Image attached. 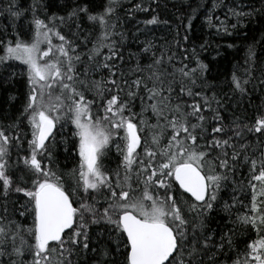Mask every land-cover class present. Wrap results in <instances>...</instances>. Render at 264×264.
Listing matches in <instances>:
<instances>
[{
	"label": "snow or ice",
	"instance_id": "1",
	"mask_svg": "<svg viewBox=\"0 0 264 264\" xmlns=\"http://www.w3.org/2000/svg\"><path fill=\"white\" fill-rule=\"evenodd\" d=\"M41 7L39 0H33L30 9L20 10L10 0L6 10L12 17H19L25 11L33 13V36L30 42L22 40L19 34L14 39H0L4 53L0 65L14 60L26 66L28 92L22 116L26 117L31 132L27 154L17 161L22 175L14 180L9 174V150L13 142L21 146V136L0 127V201H3L0 264H26V257H31L27 264H74L73 255L88 252L94 254V264H216L215 255L210 253L224 254L226 244L231 248V239L225 234L217 242L211 233L205 235L207 229L199 218L213 209L222 186L234 177L241 164L250 173L252 215L242 216L240 220L257 233L264 230V150L256 157L255 153H249L250 145L245 141L246 133L264 137V116L252 125L237 118L231 126H226L220 114L223 101L215 93L208 96L203 92V88L211 89L215 85H199L202 90L194 91L197 79H202L208 66L198 61L193 69L187 65L176 68L171 63L173 56H166L163 51L160 56L153 53L152 63L146 69L137 65L134 71L146 70L147 76L126 79L120 67L124 56L111 39L116 24L109 21L115 14L116 0H109L98 13H93L89 2L77 3L66 17L53 15L48 18L49 23L36 17ZM134 10L149 9L137 3L129 14ZM230 12L239 20L257 10L230 9ZM81 17L99 25L100 33L95 40L90 41L85 35L77 44L61 34L54 23L64 25ZM159 23L156 15L144 21L145 25ZM232 27L235 29L237 25ZM76 28L79 30L80 25L76 24ZM53 36L59 39V44L53 45ZM89 42L90 49L77 51ZM42 44L47 47L42 49ZM152 47L150 41L146 42L143 51L148 52ZM105 48L107 53L103 51ZM257 60L255 46L249 45L245 78L232 74L234 92L246 93ZM166 63L172 66L171 72ZM96 74L101 75L99 80L93 78ZM177 83L180 94L191 98L190 104L173 103ZM260 83L264 84V80ZM141 91L146 94L147 102ZM138 98L141 111L134 112L133 104ZM180 98L178 94L176 99ZM94 107L98 109L95 114ZM149 109L156 117L154 125L144 118ZM205 109L211 113L210 117L205 115ZM63 118L75 126L73 136L78 139L79 165L70 173L76 181L71 190L56 172L42 163L45 156L49 161L52 159L53 130ZM145 129L148 136L142 138ZM114 137L120 140L115 146L122 159L117 170L109 173L103 161L109 146L115 143ZM174 187L190 194L197 203L181 201L173 195ZM79 189L86 195L77 196ZM102 189L108 193L107 207L100 211L89 190L101 194ZM137 191L140 194L134 195ZM14 194H22L24 202L19 203L20 198L12 202L13 210L20 216L30 215V227L9 219L8 205ZM181 203L187 204L188 212L196 213L195 222L187 219ZM93 225H99L106 235L95 247L90 231ZM96 240L100 242L99 235ZM247 249L243 261L238 258L233 264H264V235L248 244Z\"/></svg>",
	"mask_w": 264,
	"mask_h": 264
},
{
	"label": "trees",
	"instance_id": "2",
	"mask_svg": "<svg viewBox=\"0 0 264 264\" xmlns=\"http://www.w3.org/2000/svg\"><path fill=\"white\" fill-rule=\"evenodd\" d=\"M9 2L10 0H0V39H14L19 34L22 40L30 42L34 30L33 13L25 11L19 17H12L6 10ZM14 2L20 10L30 9L33 4V0H14ZM86 2L91 3L93 13H98L103 11L109 0H39L43 7L38 8L35 15L49 23L48 18L53 15L66 17L77 3ZM137 3L149 10L146 12L134 10L129 14L133 4ZM230 9L244 12L256 9L257 13L238 20L231 14ZM153 15L158 16L161 23L145 25L144 21ZM209 18H211V23H209ZM165 21L167 23H163ZM113 22L116 27L111 39L116 42L124 56L120 67L125 78L129 81L135 79L137 75L147 76L149 73L146 70L143 73L134 71L137 65L146 69L152 63L153 53L160 56L163 51L166 56H173L171 63L176 68L187 65L188 69H193L197 67L198 61L208 66L202 79H197L198 86L194 87V91L202 90L199 85H215L211 89L203 88V92L208 96L215 93L216 98L223 101L220 114L226 126H231L237 118L243 124L252 125L258 117L264 116V84L260 83L261 80H264V0H116V11L109 23ZM54 23L58 26L61 34L75 40L77 44H80L85 35L91 41L95 40L100 33L99 25L88 21L86 17L66 22L64 25H60L58 21ZM76 24L80 25L79 30L76 28ZM233 24L237 25L235 29L232 27ZM49 26L52 24L50 23ZM225 28L227 32L224 31ZM74 33L76 35H73ZM121 33L122 35H120ZM185 36L187 39H184ZM149 41L153 47L150 51L144 52L145 44ZM59 43L57 38L56 45ZM249 45L255 46L258 60L253 66L254 71L250 83L246 85V93L240 94L233 91L231 78L234 72L241 78H245V55ZM91 47L92 43L89 42L86 46L81 45L77 51L86 52ZM103 51L107 53L108 49L105 48ZM2 55L4 53L0 49V56ZM165 66L169 72L173 70L170 64L166 63ZM130 70L133 71L130 72ZM13 72L16 73L15 76H11ZM199 75L200 73L197 72V76ZM93 78L99 80L101 75L96 74ZM187 83L188 81L185 80L184 84L187 85ZM27 92L26 66L20 61L14 60L8 61L6 65H0V127H4L8 133L13 135L19 133L21 136V146L18 147L13 142L9 150L8 159L11 166L9 174L14 180L22 175L21 171L17 169V161L27 154V141L31 139L27 119L22 116ZM178 94L181 97L179 101L176 99ZM140 95L145 96L147 102L146 94L143 91L140 92ZM88 98L91 99V94L88 95ZM177 102L188 104L192 102L191 98L180 94L179 83L175 85L173 93V103ZM213 107H216L215 103ZM133 111H141L139 98L134 101ZM97 112L98 109L94 107L93 113ZM99 114L102 115V111ZM125 114L127 115V113ZM205 115L210 117L211 113L205 109ZM144 118L149 125H154L157 122L150 109L144 113ZM193 122L195 121L193 120ZM10 125H18V127H9ZM212 126H215L214 122H212ZM74 131L75 126L71 121L63 118L56 125L54 144H50L52 159L49 161L45 156L42 161L44 166L50 167L62 178L68 190L76 186V181L70 173L79 165L76 149L78 139L73 136ZM228 135H231V132ZM120 136H123V132L120 133ZM144 136H148L147 129L142 133V138ZM113 139L115 143L109 146V151L103 161L104 168L109 173H114L117 170L122 159L115 146L116 143H120V140L118 137ZM245 141L250 145L249 153H255V156L259 157L260 151L264 150V137H261L259 133H246ZM164 142L166 143V140ZM201 143L203 142L201 141ZM140 151L141 149H138V152ZM20 167L23 166L20 165ZM120 171L122 172L123 169L121 168ZM249 178L248 167L243 164L239 165L234 177H230L222 186L213 209L199 218L203 221L204 228L207 229L205 235L211 233L217 242L225 234H228L231 239V248L226 244L224 254L210 253V255H215L216 264H233L238 258L243 261L248 250L247 245L264 235V230L257 233L256 229L243 224L240 220V217L249 211L247 204L250 203L252 194L248 184ZM233 180L236 182L233 183ZM89 191L91 196L95 197V206L98 210L102 211L104 207H107L105 196L108 193L106 189H102L101 194H97L93 190ZM139 194V191L134 193V195ZM163 194V190H160L159 195ZM85 195L82 189L77 191V196ZM173 195L178 196L181 201H187V204L197 203L183 190L176 191L175 187ZM21 197L22 194H14L9 201V219L26 228L31 226L32 217L27 214L20 216L12 207V202L18 198H20L19 203L24 202ZM89 202H92L91 198H89ZM19 203L16 204L17 209ZM2 204L3 201H0V205ZM187 204L181 203V207L187 213V219L195 222L197 220L196 213L188 212ZM0 213H2V207H0ZM90 231L93 233V247L106 239V235L102 234L103 230L99 225L91 226ZM97 235L100 236V242L96 240ZM30 259L31 257H26V264ZM71 259L74 264H94V254L91 252L73 255Z\"/></svg>",
	"mask_w": 264,
	"mask_h": 264
},
{
	"label": "rangeland",
	"instance_id": "3",
	"mask_svg": "<svg viewBox=\"0 0 264 264\" xmlns=\"http://www.w3.org/2000/svg\"><path fill=\"white\" fill-rule=\"evenodd\" d=\"M56 40H57V37L53 36V37H52V43H53V45H56ZM46 47H47L46 44H42V45H41V48H42V49H44V48H46ZM247 207L249 208V211H248V213H245L243 216H245V215H252V212H251V201H250L249 204H247Z\"/></svg>",
	"mask_w": 264,
	"mask_h": 264
},
{
	"label": "water",
	"instance_id": "4",
	"mask_svg": "<svg viewBox=\"0 0 264 264\" xmlns=\"http://www.w3.org/2000/svg\"><path fill=\"white\" fill-rule=\"evenodd\" d=\"M53 131H55V129H54ZM189 195H190V194H189Z\"/></svg>",
	"mask_w": 264,
	"mask_h": 264
}]
</instances>
